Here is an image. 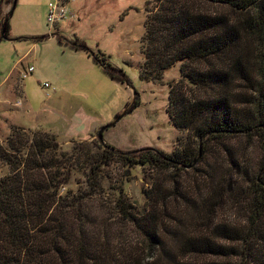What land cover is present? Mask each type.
<instances>
[{
  "label": "trees",
  "instance_id": "1",
  "mask_svg": "<svg viewBox=\"0 0 264 264\" xmlns=\"http://www.w3.org/2000/svg\"><path fill=\"white\" fill-rule=\"evenodd\" d=\"M200 1L225 11H206L196 0H155L154 9L146 8L139 73L142 81L159 82L164 70L183 64L186 84L198 92L185 97L179 81L170 84L169 112L173 126L191 131L197 144L187 146L193 141L188 138L172 154L123 152L94 135L63 148L52 133L14 130L0 145V162L8 167L0 177V264H201L203 256L227 258L225 264H264V181L251 180L244 196L235 184L224 188L240 169L230 142L246 136L264 146V67L261 79L247 78L253 93L232 89L234 71L247 75L243 33L264 48V0ZM13 9L1 19L7 36ZM70 47L87 50L79 41ZM91 55L112 78L128 83L104 54ZM135 96L126 112L139 104ZM211 145L217 149L210 151ZM208 154L212 161H205ZM199 162H205L203 170ZM114 164L119 173L112 179L106 169ZM136 167L149 168L159 180L143 188L140 209L123 190ZM190 170L200 181L195 195L181 181V173ZM107 191L112 199L99 214L93 206H102ZM226 198L247 201L245 225L216 219ZM113 224L130 228L132 235H118ZM234 255L239 262L230 260Z\"/></svg>",
  "mask_w": 264,
  "mask_h": 264
},
{
  "label": "rangeland",
  "instance_id": "2",
  "mask_svg": "<svg viewBox=\"0 0 264 264\" xmlns=\"http://www.w3.org/2000/svg\"><path fill=\"white\" fill-rule=\"evenodd\" d=\"M51 1L16 0L9 17V33L15 40L0 41V78L17 57L27 50V57L19 69L34 66V72L23 80L14 75L9 102H2L3 98L0 97V105H3L0 108V145H4V139L14 130L21 129L30 135L43 130L54 134L65 148L73 139L84 140L89 135L91 137L86 140L94 139L101 127L123 113L113 126L102 133V142L119 151L146 152L152 149L172 154L181 151L188 138L193 141L187 143V146L196 143L191 131H181L173 126L169 112L170 84L179 81L181 89L187 93L185 97H188V91L190 96L198 92L192 85L186 84L183 64L177 62L164 70L159 82H145L139 77L144 61L141 50L144 46L146 8L154 9L155 0H70L66 7L72 16L68 15L58 21L54 28L46 20L47 6ZM196 3L212 13L225 11L221 5L200 0H196ZM42 36L48 38L38 41L33 39ZM241 39V57L247 75L241 76L234 71L232 89L253 93L247 78L261 79L259 73L264 67V48L255 36L246 32ZM75 41L83 42L87 50H74L70 47ZM91 53L104 54L107 63L121 71L128 83H122L107 74L94 61ZM45 82L49 84L48 88L43 86ZM134 96L138 97L139 104L126 112ZM19 99L21 103L14 105ZM253 140L251 142L246 136H239L230 142L231 155L240 169L237 176L227 178L224 188L229 190L235 184V192L243 196L242 191L248 190L251 180L264 181V167L261 164L264 160V146L256 138ZM216 149V145H211L209 150ZM206 160L212 161L213 157L208 154ZM197 167L203 170L205 162H199ZM106 171L110 172L112 179L119 173L115 164ZM7 172L8 167L0 162V177ZM194 177L195 172L192 170L181 173L184 191L188 195L198 192L196 187L200 181L194 180ZM158 181L154 171L136 167L131 180L123 184L128 202L140 209L145 201L143 188L150 185L155 187ZM169 184L166 181L165 189L171 190ZM105 193L101 199L102 206H93L99 210V214L106 211L103 206H108L112 199L107 195L110 191ZM238 199L240 201L226 198L223 205L217 208L216 219L245 225L247 201ZM117 221L121 224L119 219ZM113 227L117 228L118 235H132L130 228L118 224H113ZM198 260L201 264L227 262V258L213 256L199 257ZM230 260L239 262L240 257L234 255Z\"/></svg>",
  "mask_w": 264,
  "mask_h": 264
},
{
  "label": "crops",
  "instance_id": "3",
  "mask_svg": "<svg viewBox=\"0 0 264 264\" xmlns=\"http://www.w3.org/2000/svg\"><path fill=\"white\" fill-rule=\"evenodd\" d=\"M11 2L10 0H4L1 2L0 0V10H1V15H0V28H1V19L3 18L4 15H6L10 9H11ZM15 8V7H14ZM10 31V30H9ZM9 40H15L10 36V33L8 34ZM2 41V40H0ZM28 50L22 53L19 57H17V60L13 63V65L5 72V74L2 75L0 78V97H2V102H9L8 98L10 97L11 94V80L13 79L14 75L18 76L19 72V65L22 64V61L27 57ZM1 75V73H0ZM16 102H14V105H16ZM3 105H0V108L2 109ZM91 135L86 137V139L90 138Z\"/></svg>",
  "mask_w": 264,
  "mask_h": 264
},
{
  "label": "built area",
  "instance_id": "4",
  "mask_svg": "<svg viewBox=\"0 0 264 264\" xmlns=\"http://www.w3.org/2000/svg\"><path fill=\"white\" fill-rule=\"evenodd\" d=\"M67 3L62 2L61 0H53L48 3L47 6V13H46V20L50 27L54 28L55 24L58 21H61L65 19L68 15L72 16L68 12V7H66ZM34 72V66L28 65L26 68H22L18 72V76L20 80H23L27 78L29 75H31ZM43 86L45 88L49 87V84L47 82L43 83ZM20 99L17 100L16 104H20Z\"/></svg>",
  "mask_w": 264,
  "mask_h": 264
},
{
  "label": "water",
  "instance_id": "5",
  "mask_svg": "<svg viewBox=\"0 0 264 264\" xmlns=\"http://www.w3.org/2000/svg\"><path fill=\"white\" fill-rule=\"evenodd\" d=\"M15 5H16V1L14 0V2L12 3V8H14ZM0 40H9L8 36L5 34V30H4V27H3V26H1V28H0ZM123 114H124V113H123ZM123 114H122V115H123ZM122 115H119V116H118L113 122H110V123L104 125L103 127H101V128L99 129V131L96 133V138H97L100 142H102V133H103V131H104L105 129H107V128L113 126V125L115 124V122H117V121L122 117Z\"/></svg>",
  "mask_w": 264,
  "mask_h": 264
}]
</instances>
